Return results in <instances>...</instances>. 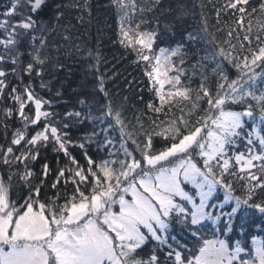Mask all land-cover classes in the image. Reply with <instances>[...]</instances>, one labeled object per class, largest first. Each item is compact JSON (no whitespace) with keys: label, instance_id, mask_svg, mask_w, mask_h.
Returning a JSON list of instances; mask_svg holds the SVG:
<instances>
[{"label":"snow or ice","instance_id":"obj_1","mask_svg":"<svg viewBox=\"0 0 264 264\" xmlns=\"http://www.w3.org/2000/svg\"><path fill=\"white\" fill-rule=\"evenodd\" d=\"M248 3L249 0H228L227 4L217 7L216 16L232 10L240 14L237 23L243 24ZM116 6L121 20L118 42L136 51L139 60L148 62L151 68L145 69V75L151 88L155 89L159 106L150 100L147 108L159 114L164 103L167 101L171 105L174 98H177V104L188 101L191 109H195L200 100H206V115L192 120L181 116L179 119L186 134H181L178 127L174 128L176 135L170 144L153 151V140L160 133L145 130L142 137L135 138L126 130L120 112L110 103L105 105L106 110L101 115H93L91 109L87 113L68 111L64 114L65 119L71 117L78 124L92 123L83 142L76 145L86 161V166H81L68 150L73 144L69 131L71 122L61 123L55 119V112L42 111L45 104L51 108L52 101L38 97L31 83H22L21 70L31 76L35 64H45V59L37 52L32 62L19 68L23 55L19 46L25 38L33 45L39 39L40 47L45 43L43 35H30L37 29V20L30 14L17 23H10L9 19L0 21V30L5 34L0 39L3 48L0 51V103L9 100L18 106L16 111L23 128L14 131L11 145L20 146L24 142L23 148L16 150L19 154L14 152L13 146L0 145V163L9 169L17 165L23 167L22 172L10 174L7 182L0 176V264H264V244L256 247L254 257L243 259L241 254L245 249L239 241L230 251L226 240L219 238L205 240L200 255L194 260H185L177 249L187 246L171 235L176 226L192 237L202 235L207 226L205 221L222 226L226 234L232 231L238 213L241 219L251 218L249 209L258 211L264 218V38L245 34L243 41L249 47L244 49L242 43L237 55L233 56L209 35L201 16V27L188 32L186 39L192 43L205 40L212 43L215 50L192 65L193 71L188 73L171 60L181 54L183 45H177L173 50L159 48L153 63L144 50L151 52L159 33L145 30L131 35L132 29L127 27L133 20L130 16L133 10L162 13L170 8L180 19L190 14L182 0H169L167 6L161 0H150L143 6L136 0H130L128 4L116 0ZM23 7L36 14L48 8L49 3L48 0H13L3 15L7 18L21 15L17 9ZM56 8L58 19L62 15L61 5ZM259 8L264 13V3ZM251 11L255 13L257 9ZM40 31H46L43 25H40ZM248 31L251 32V26ZM227 36L229 39L225 43L235 48L231 44L233 32L229 31ZM253 40L257 45L255 48ZM137 44L141 46L139 49L135 48ZM208 61L215 62L211 72L220 78L215 91L210 89L205 74ZM224 61L240 71L236 80L229 82L222 66ZM179 63H184L182 55ZM7 64L12 65L10 70L5 69ZM173 68L176 75L168 77L167 72ZM42 71V68H35L37 76ZM196 75L202 80L198 89L193 90L190 84ZM181 76L187 77L184 83ZM10 77L20 80L21 84L9 87ZM165 83L172 85L167 93L163 91ZM41 87H46L43 81ZM5 89H8L7 93ZM193 91L195 100L190 95ZM29 102L35 106L34 118L25 112ZM80 103L85 105L84 100ZM229 103L242 104L246 108L244 111H225L224 106ZM214 110L219 113L215 117L212 115ZM254 113H258L259 118ZM0 115L5 119L11 117L13 108L6 107ZM41 117L45 118L42 129L26 138L29 125L39 123ZM245 117L253 121L251 131ZM5 119H0V128L7 136ZM129 142L134 146L131 149ZM50 143L54 152L63 153L69 160V165L55 170L54 179L49 182L50 189L54 190L51 198L45 191V182L53 175L49 164L43 162L35 176L30 167L41 158V149H46ZM91 146H95L101 159H93L88 154ZM194 154L202 161L199 167L193 162ZM173 159H177L175 164ZM13 175L16 176L15 185ZM69 183L73 186L72 195L68 197L64 193V203H57L61 189ZM187 184L197 190L195 196L185 190ZM10 187H17L21 192L26 190L18 197L19 203L9 200ZM218 191L223 192L222 202L216 195ZM128 193H131V200L125 199ZM231 203L234 207L226 211L225 205ZM115 204L120 206L118 213L111 211ZM5 246L9 250L5 251Z\"/></svg>","mask_w":264,"mask_h":264},{"label":"trees","instance_id":"obj_2","mask_svg":"<svg viewBox=\"0 0 264 264\" xmlns=\"http://www.w3.org/2000/svg\"><path fill=\"white\" fill-rule=\"evenodd\" d=\"M12 2L13 0H0V21L9 19L3 14ZM149 2L150 0L136 1L141 6ZM168 2L169 0H161V3L166 6ZM182 2L187 6L190 14L184 15L180 19L176 18L177 14L170 8H166L162 13L145 11L140 16L137 14L139 11L136 10L130 12V16L133 17L132 23L136 21L135 24L141 25L143 30H155L159 33L154 42L156 49H174L177 45H183L184 48L180 55L183 56L184 63L182 65L179 63V55L176 59V67L185 68L188 73L193 71L192 65L197 64L202 57H207L215 50L213 44L205 40L192 43L186 39L188 32H192L194 29L199 30L201 27V16L206 22L209 35L215 37L216 43L224 47L225 51H230L233 56L237 55L242 43L244 49L249 47L248 43L243 41L245 34L250 37L260 35L264 38V13H261L259 8L264 0H249L248 5L245 6L243 24L237 23L240 14L232 10L223 11L219 17L216 16L217 7L227 4L228 0H182ZM48 3L49 7L40 13L33 14L30 12L33 19L37 20V29L34 35L37 37L43 35L44 45L39 46V39L33 45L28 38H25L19 46L20 52L23 53L20 57V69L32 62L33 56L37 52L41 58L45 59V64L43 66L35 64L31 76L25 75L22 70L20 75L22 76V83H31L38 97L52 101V107L49 108L45 104L42 111L55 112V119L61 123L71 122L69 131L73 144L69 146L68 150L76 157L81 166H86V161L82 150L76 145L83 142V137L91 131L92 123L78 124L71 117L65 119L64 114L68 111L87 113L91 109L93 115H101L106 110L105 105L110 103L115 111L120 112L126 130L131 132L135 138L142 137L145 130H154L160 133L153 140V151H158L170 144L173 135H176L173 131L174 128L178 127L181 134H186V130L179 119L181 116L185 120H192L206 115L204 111L208 108L206 100H200L197 107L191 109V104L188 101L177 104V98H174L171 105L167 101L164 103L159 114L147 108V102L150 100L159 106L155 97V89L151 88L149 78L145 75L144 61L139 60L136 51L126 48L118 42L121 20L116 0H48ZM58 4L61 5L60 12L62 15L57 19L56 5ZM252 8H256L257 11L253 13ZM141 20L144 23H140ZM40 25L45 27V32L40 31ZM249 26H251V32L248 31ZM229 31L233 32L231 44L235 45V48H230L225 43L229 39L227 36ZM4 36L3 30H0V39H3ZM253 47H257L254 40ZM222 66L226 69L229 82L236 80L240 75V71L231 67L227 61H224ZM4 67L10 70L12 65L7 64ZM213 67H215V62L208 61L205 74L209 78L210 89L215 91L220 78L211 72ZM35 68L43 69L40 76L35 74ZM257 71L259 72L260 69ZM10 79L9 87L21 84V81L15 77H10ZM186 79V76H181L182 83ZM201 80L200 75L193 76L191 88L193 90L198 89ZM42 81L46 87H41ZM129 82H131V87H129ZM226 86L227 84H225ZM156 87L159 86L156 85ZM4 91L7 93L8 89ZM190 95L195 100V91L191 92ZM81 100L85 101V105H81ZM6 107L13 108V115L6 119L0 115V119H5L8 125L7 136L4 130L0 128V145L13 146L14 152L19 154L16 150L23 148L24 142L22 141L20 146L11 145L14 131L23 128L16 111L18 106L9 100H4L0 103V113ZM244 107L246 106L242 104L234 105V109H244ZM181 108L184 109L183 112L180 111ZM25 112L28 116L29 114L33 116L35 113L34 104L27 103ZM41 119L42 124L39 122L35 125H29L26 130V138L42 129L45 118L42 117ZM109 119L113 118L109 117ZM110 120L108 123H111ZM57 126L60 127V125ZM178 138L179 136H177ZM129 146L134 147L130 142ZM96 151L95 146L88 147V154L93 159L99 160L102 157L97 155ZM45 161L53 171V175H50L48 181L45 182L47 197L51 198L54 196V190L50 189L49 182L54 179L55 170L69 165V160L63 153L54 152L50 143L46 149H41V158L30 165L34 176L39 174L41 165ZM18 171H23L21 165L9 169L8 166L0 163V176L6 181L10 174ZM98 175L102 174L98 173ZM12 181L15 185V175L12 176ZM90 182L91 177H89ZM88 191L90 188L85 191L86 195ZM25 192L19 191L17 187H11L13 200L19 201L18 197L23 196ZM72 192L73 186L69 183L61 189L60 199L57 200V203L63 204L65 200L63 194L67 193V196L70 197ZM237 194L240 193L237 192ZM249 212L251 218L241 219V214L237 215L227 239L239 241L247 238L250 242L251 238L259 237L264 240V218H261V214L256 210L249 209ZM221 229L225 230L222 226ZM171 235H175L182 245L187 246L177 249L182 252V258H185L184 254H186L190 242V235L183 229L177 228L172 230Z\"/></svg>","mask_w":264,"mask_h":264},{"label":"rangeland","instance_id":"obj_3","mask_svg":"<svg viewBox=\"0 0 264 264\" xmlns=\"http://www.w3.org/2000/svg\"><path fill=\"white\" fill-rule=\"evenodd\" d=\"M122 3L128 4V3H130V0H122ZM17 11L20 12L21 15L9 18V22L10 23H17V22H19L22 19V17H26L27 15H30V9L28 7L18 8ZM134 11H136V10H133L131 12H134ZM137 14H139V16L141 15L140 12H138ZM133 16H134V14H133ZM135 22L134 23L131 22L130 24L127 25V27L132 29V31L130 33L131 35H136L137 32L145 31V30H143L144 28H141L142 27L141 25L139 26V28H136ZM34 32L32 34H34ZM140 47L141 46L138 45V44L135 45V48H137V49H139ZM156 48L157 47L154 46V44H153L151 52H149L147 49L144 50L145 54L149 55L150 60H152L153 63H154V59H153L154 55L159 54V49H156ZM166 49L173 50L171 48H166ZM174 49H176V48H174ZM2 50H3V48H2V46H0V51H2ZM178 56H173L171 58L172 63L175 66H176V59H177ZM144 68L148 69V70H151L149 63L145 62V61H144ZM175 75H176L175 68H173L172 70L167 72V76L168 77H172V76H175ZM162 79H163V77H162ZM171 88H172L171 84L165 83L163 90L169 91ZM225 88H227V86ZM234 105L235 104H231V103L226 104L224 106V110L225 111H244L245 108H246V107H244V109H234ZM218 114H219L218 110H214L212 112L213 117L217 116ZM254 114H256L257 118H259L258 117V113H254ZM34 115H35V113H34ZM34 115L32 116V114H29V117L30 118H34ZM245 121H246V124H247L249 130L251 131L252 125H253V121L249 120L247 117H245ZM40 123L42 124V119L40 120ZM129 148L131 149L132 147L129 146ZM137 157L139 158L138 153H137ZM170 159H172V158H170ZM172 162H173V164H175L177 162V159H173ZM193 162H196L198 167L201 166V163H202V161L200 160V157L196 156L195 154L193 155ZM184 187H185V190L188 191L190 195H194L195 196V193H196L197 190L195 188H193V186L191 184H187ZM8 195H9V200L10 201H16L17 203L20 202V201H17V200H13V197H11V187L9 188ZM216 195L220 196V200L222 202L223 201V192L222 191H218V193ZM195 198L197 199V202H199V197L196 196ZM125 199L131 200L132 199L131 193H128L125 196ZM187 206L190 207V205H187ZM231 207H234V203L225 205V210L226 211H230ZM119 210H120L119 204H115L111 208V211L116 212V213H118ZM234 222H233V224H234ZM204 223L207 226L205 228H203V234L202 235H198L197 237H192L190 235V242L188 244V248L186 250V254H184L185 255V260H187V259L194 260L195 257L199 256L200 255V248L204 247V241L205 240H215L217 238L224 239L228 243L230 251L235 248L237 241L236 240L232 241L233 239H231V240L227 239V235H229L231 232H227L226 235H225V230H222L220 225H215L211 221H205ZM221 224H223V221L221 222ZM175 228L181 229L179 226H176ZM218 228H219V232L217 231ZM239 242H240L241 247H243L245 249L244 253L241 254V258H243V259H251L252 257H254L255 256L256 247L258 245L264 244V240H262L259 237L251 238L250 242H248L247 238L241 239V240H239ZM7 250H9V249L7 248V246H5V251H7Z\"/></svg>","mask_w":264,"mask_h":264}]
</instances>
